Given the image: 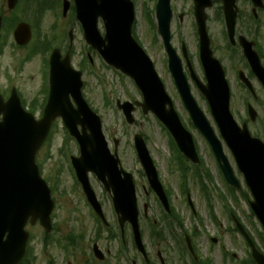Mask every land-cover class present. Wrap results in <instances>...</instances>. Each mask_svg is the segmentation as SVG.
I'll return each instance as SVG.
<instances>
[{"label": "rangeland", "instance_id": "374dc122", "mask_svg": "<svg viewBox=\"0 0 264 264\" xmlns=\"http://www.w3.org/2000/svg\"><path fill=\"white\" fill-rule=\"evenodd\" d=\"M33 1L23 0L14 11L10 12L7 10L6 0H0V14L2 18L9 23L17 22L16 24H18L20 22H27L33 29L35 28L31 44L24 49L13 46L14 42L11 31H3V41L0 49V91H5L8 86L13 85L19 88L21 99L28 106L26 109L29 110L31 103L37 102V104H40L43 99V95L39 92L43 83L41 75L42 60L54 48L60 49V47H63L64 52L71 51L74 68L83 73L84 98L90 108L101 119L102 131L108 142L109 149L111 151L113 149V140L119 141L118 155L122 166L134 176L141 212L140 229L149 255L155 260L156 251H162L171 260H176L175 250L173 249V247H176V244L172 238L168 241V235H166V242H160L159 239L155 240L151 237L150 222L152 223V220H156L157 223H161L159 218L161 213L158 203L154 200L153 196L150 194L145 195L144 193V189L148 190V187L133 148V137L136 134L143 137L147 150L156 167L159 180L164 188L169 191L173 206L183 220L184 229L188 236L192 237L190 239L195 249V256L202 259L201 261L209 259L212 264H241L242 261L248 259L249 249L234 230V226L226 218L224 212L225 205L221 201H217L216 203L214 197H211L212 205L215 206L214 217L217 219L216 223L213 222L212 217L208 213L206 200L204 201V197L200 190H198L196 183L189 176L187 181H181L180 174L182 172L176 166L177 160L173 159L175 151L170 145L169 136L155 117L150 114L143 116L141 111L136 109L134 124L127 125L125 123L123 116L116 109L115 104L117 100L121 102L140 100V94L133 82L121 73L107 67L98 56L92 55L88 51V46L83 40L80 27L71 12L66 13V17L64 18L62 16V4L64 0H49L45 3L44 8L42 6L41 9H38V4H35ZM141 2L142 4L146 3V0H137L136 4V31L138 40L152 60L160 79L163 81L183 126L192 134L199 157L205 165L204 169H209L217 176L218 194L228 198L227 187L215 167L213 155L203 137L192 127L189 116L177 95L167 69L165 53L160 46H154L153 42H151L153 40V32L148 27L141 13ZM209 15V24L207 26L211 35L210 37L214 42L213 47L215 49L213 53L221 65L225 67L226 76L233 92L232 112L236 117L243 118V101L248 97L239 88L236 78V71L244 72L241 56L239 51L229 52L220 45V26L213 13ZM71 28L73 29V41L70 48L68 34ZM257 32L259 39L258 47L264 54V26L260 27ZM183 37L189 43L188 54L194 70L201 78L193 37L190 33ZM38 42L44 44L45 53L47 54H36L39 46ZM88 54L92 59V64L84 60ZM256 89L260 105L255 107L258 113L257 124L250 127V132L253 135L257 134L259 125L264 124V93L257 86ZM191 91L198 107L215 129L206 102L194 86L191 87ZM39 115L40 113H35L36 118ZM216 133H218L217 130ZM75 146L73 140L67 136L61 122L56 121L50 131V141L37 155V163L41 165L44 177L50 178V184L57 190L58 203L52 214V222L56 227V231L50 234L49 242V245L56 244V246L49 249L45 248L42 245L43 230L38 226L27 228L31 235L30 245L36 258L35 264H48V260L53 261L54 264H81V255L78 253L80 251L79 248H77V252L75 250L63 251L67 236L78 225L82 227L81 232L84 234L81 237V242H79L81 250L90 251L91 244L95 240L94 235L98 231L97 224L80 199L78 188H75L73 172L69 163V157L77 155ZM224 153L230 161L237 179L242 183V190L236 191L234 202L228 199L230 203L228 202L227 206L230 207L237 220L254 240L256 248L261 249L264 253V245L261 241V227L256 219L250 215L248 206V202L251 201L250 195L247 197L243 179L237 172L233 159L225 146ZM190 174L191 172L189 171L188 175ZM89 178L99 200L102 204L104 202L107 204V197L103 193L101 184L94 176L89 175ZM183 188H187V191H189L193 212L182 203V200L185 198L182 194ZM143 203L150 205L146 219L142 213ZM111 210L107 205L104 208L107 219L110 221L112 228H115L116 218L114 212ZM174 229H176L174 234L179 239L181 231L177 228ZM102 236L105 237L106 233L104 232ZM125 239L126 243L124 245L119 239L109 243L105 238L98 241V246L104 253L107 250L109 251L108 264H131V261L136 262V264H143L132 249V242L127 229L125 230ZM213 239L216 240L215 243H212ZM187 264H192L190 258Z\"/></svg>", "mask_w": 264, "mask_h": 264}, {"label": "water", "instance_id": "95a60500", "mask_svg": "<svg viewBox=\"0 0 264 264\" xmlns=\"http://www.w3.org/2000/svg\"><path fill=\"white\" fill-rule=\"evenodd\" d=\"M17 0H8L12 9ZM169 0H160L157 7L159 32L163 39L168 56V68L174 79L179 96L188 111L194 127L205 137L212 148L220 169L231 185L237 186L232 171L222 153L220 142L215 137L210 125L197 107L191 96L189 86L182 74L180 60L169 45ZM226 4L227 15L232 13V1ZM77 18L84 27V38L93 50H96L110 66L129 76L140 91L143 114L151 112L168 129L179 150L190 161L197 163L191 135L184 130L170 99L165 94L150 59L131 38L133 7L129 0H75ZM198 11L202 9L197 5ZM66 9V6H65ZM200 35V61L204 69L206 85H202L194 76L188 63L191 78L201 94L207 100L211 115L214 118L220 136L226 143L238 165L240 172L252 191L255 202L251 208L264 227V144L251 139L245 128L239 129L229 113V90L224 79L223 70L209 49V40L205 33L204 16L196 13ZM101 18L106 35L100 38L97 19ZM233 17L228 25L232 30ZM29 29L21 24L14 32V39L20 46L29 41ZM250 45L244 46V52L252 63L253 71L264 85V71L250 53ZM50 96L44 110V116L36 122L20 107L18 99L12 95L3 103L0 97V264H17L23 257L27 235L24 226L29 218L32 224L39 220L47 232L50 231L49 215L53 204L49 191L40 179L35 165V154L44 142L52 121L60 117L72 136L79 144L81 154L73 160L77 177L85 184L86 174L93 172L106 188L114 195V206L121 227L125 222L132 225L135 244L143 252L137 226V210L134 200V189L131 178L118 170V159L111 156L101 132L100 120L93 114L80 95V73L72 71L68 59L59 62V55L51 56ZM69 96L77 109H73ZM128 124L133 123L132 104L117 103ZM168 107V108H167ZM78 126L81 131H78ZM135 148L141 165L144 168L149 184L163 198L157 181L155 169L140 136L134 138ZM117 143L115 142V146ZM88 196L92 195L87 192ZM93 199V198H92ZM93 204V203H92ZM101 215L99 206L93 204ZM258 264H264V258L253 253Z\"/></svg>", "mask_w": 264, "mask_h": 264}, {"label": "flooded vegetation", "instance_id": "af4514ba", "mask_svg": "<svg viewBox=\"0 0 264 264\" xmlns=\"http://www.w3.org/2000/svg\"><path fill=\"white\" fill-rule=\"evenodd\" d=\"M135 4H137V0H133ZM207 0H203V2H206ZM211 3V8L207 10V23L206 26L209 24V18L210 13H213L215 19L217 20V23L220 26V30H222L221 40L219 41L220 45L226 50V51H239L241 52L238 40L240 37H244L248 42H252L254 44V50L257 52L261 63L264 66V54L260 51V48L258 47L259 39H258V29L260 27L264 26V0H262L261 4L258 8H254L251 0H235L236 9H237V17H236V25H235V33H234V43H230V41L227 38L226 35V29H225V23H224V12H223V0H209ZM146 3L149 5L147 12L149 14H152L154 12L157 0H146ZM146 3L141 2L140 7L145 9ZM194 4L195 0H169V6H170V36H171V45L175 48L177 52H182L184 47L186 50H188L189 43L185 38L187 34H191L193 37V40L195 42L196 47L198 48V39H197V28L195 25V19H194ZM263 23V25H262ZM188 30H190L188 32ZM207 32L209 33V29L207 26ZM155 34V33H154ZM157 34V32H156ZM211 36V35H210ZM157 38V36H155ZM153 39V38H152ZM153 42L154 46H160L162 47V44L159 42L158 39L151 40ZM211 44L213 45L214 42L211 39ZM63 50V48H62ZM66 55V53H64ZM242 58V56H241ZM243 63V62H242ZM242 68H244L246 77L252 82L255 88V95L252 93H249V91L245 90V93H247L248 98L246 99V103L244 106L247 109V106L251 104L253 107H256L260 105V100L258 97V92L256 89V86L258 89L264 93L262 87L256 80V78L251 73L249 67L247 64L243 63ZM244 89V88H243ZM246 117L244 118V121L241 123H247L249 127H253L256 125V122H248L247 113L244 112ZM257 136L260 139H264V126H259L257 131ZM205 166V165H204ZM205 168V167H204ZM215 174V173H214ZM212 171H204L198 180V190L202 193L204 197V201L207 197L213 196L215 199V202L221 201V196L218 194L217 189V176L214 175ZM206 195V196H205ZM108 197V196H107ZM229 200L233 201L231 196H228ZM182 203H184L185 207L190 205V202L188 201V194H186L184 200H182ZM230 203V201H229ZM170 206H173L172 200H170L169 203ZM215 208V206H213ZM176 211V210H175ZM226 214L232 219V214L230 211H226ZM178 227L180 228L181 232L179 236L183 235V230L178 222H175ZM154 225L157 224L156 221L153 222ZM82 229L81 226H77L74 229V233L78 234L80 230ZM154 234H152V238L155 239V230L152 231ZM174 233L168 234V241L174 237ZM184 236V235H183ZM74 237V236H73ZM73 237L69 241V246L71 249L74 246V239ZM178 237V236H177ZM95 243L98 244V241L102 239V234L96 233L94 235ZM184 238V237H183ZM183 238H180L176 240L175 244L176 247H173L176 254V260H171L170 257L166 256V254L162 251H156L155 253V260L152 259L148 264H187L184 262V260L188 261L189 252L187 250V245L184 243ZM182 242L180 244L179 242ZM109 253V251H106ZM93 262H95L93 260ZM92 261H87L86 256H81V264H88ZM133 264H136V262H132Z\"/></svg>", "mask_w": 264, "mask_h": 264}]
</instances>
